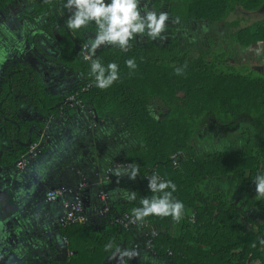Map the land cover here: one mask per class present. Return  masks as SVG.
<instances>
[{"label": "trees", "instance_id": "trees-1", "mask_svg": "<svg viewBox=\"0 0 264 264\" xmlns=\"http://www.w3.org/2000/svg\"><path fill=\"white\" fill-rule=\"evenodd\" d=\"M33 3V11L41 14H48L52 5L45 0ZM150 4L167 8L165 13L176 27L195 21L214 27L200 44L182 43L177 36L158 45L147 38L144 47L133 44L121 51L116 46L96 54L92 59L99 58L104 66L119 65V79L103 90L89 75L91 60L85 62L80 55L87 42L82 35L96 34L95 24L83 28L81 36L68 30L64 20L54 24L61 38H66L65 29L71 32L72 41L67 37L63 49L80 73L70 93L93 83L79 99L95 113L97 128L110 126L123 140L122 155L114 154L102 172L110 169L112 185L124 181L136 193L135 200L127 196L114 200L105 189L110 200L105 203L102 234L90 229L89 221L61 231L70 239L71 251H76L67 264H103L113 253L124 251H142L163 264H264V246L258 242L264 238V199H256L252 182L264 173V73L236 59L242 50L264 45V15L248 25L244 19L229 20L238 8L257 12L264 0H152ZM174 30L169 25L168 36ZM129 58L135 59L134 70L124 64ZM176 68L182 74L177 75ZM157 101L163 108L155 107ZM208 124L209 135L204 134ZM204 135L207 144L199 147L196 143ZM27 150L28 146L21 150L16 162ZM133 167L138 168L134 180L129 179ZM154 170L176 184L173 196L184 203L185 211L179 223L171 217H146L143 221L156 231L149 230L146 238L138 227L124 229L114 219L123 214L134 217L131 210L141 206L140 199L154 195L145 179ZM76 232L81 233L76 236ZM89 244L96 247V259L84 256ZM108 244L112 246L106 250Z\"/></svg>", "mask_w": 264, "mask_h": 264}, {"label": "crops", "instance_id": "crops-1", "mask_svg": "<svg viewBox=\"0 0 264 264\" xmlns=\"http://www.w3.org/2000/svg\"><path fill=\"white\" fill-rule=\"evenodd\" d=\"M33 2L34 0H7L3 3L0 1V98L8 86L7 79L12 58H23L29 55L30 49H35L38 56L44 55L47 48H50L49 52L59 53L64 50L67 37L69 41H72L71 32L64 28L66 38H61L54 26L62 20L65 22L72 15V12L64 7L66 0H45V3L52 4L47 7L48 14L35 13ZM150 3L148 2L149 7ZM49 15L55 18L49 19ZM82 30L75 32L77 34L80 32L81 36ZM82 37L91 43L94 39L86 32ZM23 104L21 107H17L19 114H23V121L15 114L16 119L21 122H34L42 127L44 132L53 128L51 139L59 145L57 150L54 145L51 153L39 156L41 161L38 160L37 164L26 172L27 176L23 181H29L28 184H31L32 176L35 175V184L36 182L51 184L48 190L60 187L72 188L73 186L76 188L78 184L84 182L85 186L81 196L84 213L90 222L88 227L97 234H102L105 227L102 219L105 214H100L104 205L100 201L99 192L104 191L109 200L110 194L105 189L112 192L114 200H124V197L131 192V188L125 187L124 181L112 185L113 180L109 177L112 172L106 174L110 169L102 172L104 165L114 158V154L122 155L123 147L119 143H122L123 140L121 136L119 137L120 134L107 125H101L97 131H92L89 119L77 111L69 110L65 114L60 112L61 116L56 119L54 116L44 115L32 103ZM59 111L61 110L59 109ZM41 134L44 135L43 132ZM106 183L108 186L105 185ZM30 184L28 188L20 189L18 197L21 194L22 198H17L13 203H10L11 208H14V211L12 209L11 212L12 216L14 218L21 216L22 219H26L29 213L34 214L43 209L51 221L46 224H42L41 221L36 223V227L33 225L29 227L30 246L18 250L17 246L15 248L12 245L7 253L10 255L6 257L0 255V264H67L76 251H71L69 248L70 239L65 238L67 243H64V237L61 236V230L58 227V220L63 213L62 203L68 200V197L45 204L38 198L36 199L34 193H30L32 186L35 187ZM27 207L30 209L27 210ZM151 229L153 230L154 227L151 226ZM80 233L76 232V236ZM76 236L73 235V240ZM88 237L92 238L90 234ZM87 248L84 256L90 257L91 260L94 256L96 259L95 245L89 244ZM148 260L149 258L113 253L104 260L103 264H149Z\"/></svg>", "mask_w": 264, "mask_h": 264}, {"label": "flooded vegetation", "instance_id": "flooded-vegetation-1", "mask_svg": "<svg viewBox=\"0 0 264 264\" xmlns=\"http://www.w3.org/2000/svg\"><path fill=\"white\" fill-rule=\"evenodd\" d=\"M7 1V0H5ZM145 1V2H143ZM141 2V7L146 8L149 11H156L158 14L160 12H167V8L161 7H150L148 6V2L150 3L152 0H143ZM147 6L149 8H147ZM164 8V9H163ZM170 25L175 27L174 35L167 36L165 41H158L155 38H151L144 35H136L134 39L129 41V45L132 46L138 45L144 47L147 43V38H151L158 45H162L167 42L170 38H174L179 36L182 43L188 41L190 44H200L205 36L210 33V28H213L214 25L207 24L203 21H195L192 24L184 23L181 26L174 25V21L170 19ZM168 29V27H167ZM169 34V32H168ZM96 34H90V36L95 37ZM86 47V56L82 53V48ZM116 46L114 45H102L100 48L96 49L95 52L91 50V42L87 40L85 44H82L80 48V55L83 61L88 62L96 54H101L104 51H108ZM35 49H30V53L23 58H12L9 68V75L7 79V88L2 92V98H0V177L3 174L2 169L5 167H10L14 165V169L18 171H22L16 167V158L17 155L21 152L23 148L29 145L31 139L33 137H38L43 132L44 135L42 138V142L37 149L36 156L30 161V163L23 170L27 172L31 167L37 164L38 160L41 161L39 156L43 154H49L53 150L52 147L55 145V149L59 148L57 142L55 143L53 139H51V131L44 132L42 127L36 125L34 122H21L23 114H19L18 106L24 105L23 103H32L39 110L43 112V114H48V116H54V118H58L61 116L60 112L63 114L67 113L69 110L77 111L80 114H84L87 119L90 121V129L95 131L97 128L95 122L97 121V117L95 113L89 111L88 107H84V110L79 111L75 107H70L67 103L68 97L72 94L70 91L77 85L79 82V73L75 69V65L72 66V61L70 57H66L64 50L57 53L56 51L49 52L50 48L45 49V53L42 56H38ZM90 84L88 91L92 88L93 83H86L84 86ZM83 87V86H82ZM81 87V88H82ZM38 89V90H37ZM76 91V90H75ZM38 93V94H37ZM58 110V112L55 110ZM17 109V112H16ZM15 114L21 119L17 120ZM22 117V118H21ZM27 121V120H26ZM91 123L95 124L92 126ZM206 129H208L206 127ZM28 169V170H25ZM36 176H38L36 174ZM35 175L32 176V182L30 185H35V193L36 199L38 198L41 202L45 204H49L51 202H47L45 199V194L48 189L51 187V184L41 182H35ZM29 181L20 183L15 187L20 189H25L29 187ZM24 184V185H22ZM22 187V188H21ZM3 183L0 181V200L3 199L4 193L2 192ZM37 189V190H36ZM21 194H19V199L22 198ZM2 208H6L7 205H0ZM13 209V208H9ZM27 210L30 207L26 208ZM62 216V215H61ZM59 217V220L61 218ZM58 220V227L62 231ZM60 231V232H61ZM131 253V251H128ZM137 258H148L146 253L142 251H135ZM132 256V257H133ZM149 264H163L158 263L153 257L149 258Z\"/></svg>", "mask_w": 264, "mask_h": 264}, {"label": "clouds", "instance_id": "clouds-1", "mask_svg": "<svg viewBox=\"0 0 264 264\" xmlns=\"http://www.w3.org/2000/svg\"><path fill=\"white\" fill-rule=\"evenodd\" d=\"M64 7L72 12L65 22L68 30L75 32L87 28L90 23L95 24L96 35L91 43L93 52L105 44L117 46L121 51L128 50L129 41L136 35L146 34L156 38L165 30V22L169 19L165 12L158 14L141 7V0H66ZM88 59L91 60L89 75L94 76L97 88L107 89L119 79V65L116 62H109L104 66L99 58ZM124 64L130 70L136 68L134 58L125 60ZM175 73L182 74V69L176 68ZM137 174L138 168L133 167L129 179L134 180ZM252 182L255 185L256 199H264V173H258ZM147 188L154 195L151 198H141V206L131 210L135 220L143 221L149 216L171 217L174 222L179 223L185 205L173 196L177 191L176 184L153 175L148 178ZM127 199L135 200L136 193H128ZM258 242L264 246V238ZM111 246L105 245V249ZM121 255L133 256L136 253L124 251Z\"/></svg>", "mask_w": 264, "mask_h": 264}, {"label": "built area", "instance_id": "built-area-1", "mask_svg": "<svg viewBox=\"0 0 264 264\" xmlns=\"http://www.w3.org/2000/svg\"><path fill=\"white\" fill-rule=\"evenodd\" d=\"M5 1V0H0ZM82 53L84 56H86V47L82 48ZM90 87V84L83 86L80 88L79 91H74L67 99V103L70 107H75L79 111L84 110L85 105L82 103V101L79 99V94L82 92H87ZM92 126H95V124H91ZM43 136L40 135L36 138L35 141L31 142L28 145L27 152L21 156V158L17 161L16 167L18 169L23 170L26 168V166L30 163V161L36 156L37 149L39 148L41 142H42ZM174 165H176L175 156L172 157ZM120 165H116V167H119ZM111 170H107L106 174H109ZM153 175H157L155 170L152 174H149L145 179L148 182V178H150ZM160 179H162L159 175H157ZM85 186V183L82 182L78 184L74 190L69 187H60L56 189H50L45 194V199L47 202H55L59 198L68 197V200L64 201L62 203L63 207V213L59 220V225L61 229H66L72 225L76 224H82L85 225L88 223V217L85 215L83 206H82V197L79 193ZM99 198L102 204L104 205L102 210L100 211V214H105L108 211V207L105 204L107 201V195L104 191L99 192ZM114 223L118 224L124 229H129L132 227H138L140 230H142L144 233V237L149 236V230H151L152 233L155 234V230L151 229V226L147 223V221H137L134 217L123 214L121 216H118L114 219ZM64 243L66 244V239L63 238ZM150 243V240H147V244ZM147 249H149L147 245Z\"/></svg>", "mask_w": 264, "mask_h": 264}, {"label": "water", "instance_id": "water-1", "mask_svg": "<svg viewBox=\"0 0 264 264\" xmlns=\"http://www.w3.org/2000/svg\"><path fill=\"white\" fill-rule=\"evenodd\" d=\"M2 172L3 174L0 177V181L3 183L2 192L4 195L3 199L0 200V205L5 204L7 207L4 209L0 206V255L6 257L10 255L7 253L12 245L15 248L17 246L18 250L26 249L30 246L31 240L28 237L29 227L32 225L36 227V223H40L41 221L42 224L49 223L51 219L44 213L43 209L38 210L34 214L29 213L26 219H22L21 216H16L18 218H14L11 213L12 210L9 209L11 207L10 203H13V201L18 198L20 188L15 186L24 180L27 173L24 170H15L14 165L3 168ZM35 188L36 187L32 186L30 193H35Z\"/></svg>", "mask_w": 264, "mask_h": 264}, {"label": "rangeland", "instance_id": "rangeland-1", "mask_svg": "<svg viewBox=\"0 0 264 264\" xmlns=\"http://www.w3.org/2000/svg\"><path fill=\"white\" fill-rule=\"evenodd\" d=\"M147 8H149L147 6ZM143 14V13H142ZM264 15V6H262V8H260L257 12L255 13H245L243 12L240 8L237 9V11L230 17L229 20H235V19H244L243 24L244 25H248L251 24L252 22L258 21L260 20ZM242 24V23H241ZM242 24V25H243ZM165 30L160 34V36L156 37L155 39L158 41H165L168 36V29L167 27L170 25V20L168 19L165 22ZM236 59L237 61H239V63H249L251 64V68L257 70L258 72H262L264 73V45L263 44H255L247 49L242 50V52L238 53L236 55ZM162 103L157 101L155 102V107L157 109L163 108V106L161 105ZM208 129H205L207 131H205L204 134H211L212 130L211 127H209V124L207 126ZM203 129V128H202ZM218 135H220V133H218ZM206 135H204V137L201 138L200 141H198L199 144L198 146H203L205 144H207L206 142L208 141L206 139ZM199 152H201V149H198Z\"/></svg>", "mask_w": 264, "mask_h": 264}]
</instances>
